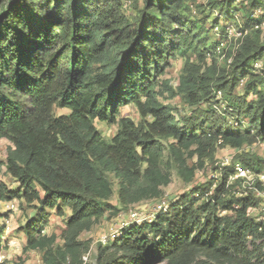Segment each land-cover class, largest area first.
Here are the masks:
<instances>
[{
    "label": "trees",
    "instance_id": "1",
    "mask_svg": "<svg viewBox=\"0 0 264 264\" xmlns=\"http://www.w3.org/2000/svg\"><path fill=\"white\" fill-rule=\"evenodd\" d=\"M194 1L130 0L134 13L126 15L122 0H0V141L8 142L0 167L18 184L11 189L0 181V201L17 199L35 211L19 228L23 253L39 251L42 264H82L88 241L80 235L107 211L116 216L119 208L162 196L170 182L165 150L169 166L188 183L218 149L264 141V0H208L200 18L190 8ZM229 25L241 32L239 44L227 54L228 68L217 72L207 60L226 41ZM215 28L219 37L212 39ZM178 57L173 88L160 76ZM240 79L250 100L230 95ZM159 84L195 108L177 115L158 100ZM217 91L226 101L222 109L212 99ZM129 104L136 122L120 116ZM94 120L117 123L115 134L106 140ZM194 155L199 164L189 166ZM234 159L264 171L257 155ZM227 175L213 188L212 180L191 187L150 220L121 227L98 244L95 264H259L264 221L250 209L260 197L237 195L239 182L228 184ZM111 176L120 207L109 203ZM65 209L58 241L44 231L48 210L62 216ZM2 228L0 255L7 246Z\"/></svg>",
    "mask_w": 264,
    "mask_h": 264
},
{
    "label": "rangeland",
    "instance_id": "2",
    "mask_svg": "<svg viewBox=\"0 0 264 264\" xmlns=\"http://www.w3.org/2000/svg\"><path fill=\"white\" fill-rule=\"evenodd\" d=\"M123 1V12L126 15H130L134 13V9L132 7V3L130 0H122ZM241 0H235L236 3H238ZM208 0H195L192 5H190V8L192 10V13L194 16L200 18L205 12L209 11L208 8ZM202 10V12H200ZM213 14L217 15V20L219 22H222V14H220L218 11H212ZM241 12H237L235 14V20L238 22H241ZM261 15L260 10H255L252 13L253 17H259ZM210 16V15H209ZM212 16V15H211ZM261 23L260 27L264 31V14L260 16ZM209 22L206 23L207 26ZM213 31L218 32L219 30L212 29L211 30V38L216 39L219 36L215 34ZM229 38L226 39L223 43V51L217 52L214 54V57L209 56L207 60V64L213 63L216 67L217 72L221 71V69L225 68L227 69L229 64L227 63L226 59L227 54L231 53L234 48H236L239 44L238 41L234 40V33L235 31L231 28L228 30ZM222 47V45H221ZM181 65H182V59L180 57L176 58L172 61L171 65L165 69V72L163 75L160 76V81L165 80L168 82V84L175 88L178 85V77L181 72ZM261 66V63L258 62L255 64V67L259 69ZM231 77V76H228ZM164 86L162 84H159L157 87V90L159 91V94L157 95L158 100L161 101L164 104L171 105L175 108V111L177 115L181 114H187L189 115L191 108H195V106H190L186 104L182 98L179 95L176 96H170L169 91H165ZM224 94L220 91H217L213 94V100L216 102V106L220 107L221 109L226 107L224 100ZM230 95H246L245 94V79H240L238 83L234 86V88L231 90ZM228 96V94H226ZM247 100H250L253 98L252 93H248L246 95ZM201 106H204L202 104ZM67 113L66 109H55V114H64ZM120 116H126L133 119L135 122L138 121L139 115L136 110V107L132 104L125 105L120 109ZM227 118L230 121L234 122V119L231 116H227ZM94 125L96 126L97 130L101 133V135L106 139L109 140L116 132L117 130V123L108 125L105 122H100L98 120H94ZM8 145V142L6 140L0 141V161L4 160L5 154H6V146ZM241 152H248L253 155H257L261 159H264V141H256L252 145H247L241 148L239 151H235L234 149H231L229 147H223L217 150L214 156V162L211 164L208 160H203L200 164V167L195 170L194 176L192 180L188 183H185L182 178L177 174L176 168L173 166H169V162L167 159V151H164V155L162 158V166L165 168H169L170 171V182L162 188V196L156 199H145L140 202H137L135 204H131L127 209L125 208H119L118 214L116 216H112L107 211L102 218H100L88 231H84L80 235V239L88 241V246L86 252L83 253L81 257L82 264H95L96 262V253H97V246L99 243H102L99 239L103 235H108L110 237V240L113 239V234L117 233L116 231L122 227V223H128L130 222L128 213L129 209L132 211H135L137 213V217H139L141 220L146 219L149 217H152L156 212H158L157 205L159 203H170L172 201H176L184 192L188 191L191 187L195 185L202 184L208 180H210V173L212 172V168L216 166V164H220L221 161H223V158L225 156H235L238 153ZM187 164L190 165H197L199 164L198 158L196 155H194L191 158L187 159ZM0 181L7 184V186L11 189L18 188V184L8 175L5 173L4 166L0 167ZM111 181L113 184V195L111 196V199L109 200V203L112 205H116L120 207L117 203V179L111 176ZM233 182H229L231 184ZM215 184L213 183L211 188H213ZM234 191H236L237 195H245L250 189H247L241 185V183H237L234 185ZM253 193V192H252ZM254 194V193H253ZM255 195V194H254ZM263 195V192H262ZM258 196L260 197V203L264 202V196ZM257 196V195H256ZM11 202H14L15 207L13 209H8L9 204ZM259 207V206H258ZM257 207V208H258ZM261 209H254L251 212V215L254 217L262 216L264 217V214L260 211ZM49 213V223L45 227L46 233H55L58 237V241H60L59 237L61 232L63 231L65 225L64 220L65 217L69 214V210H64V215H58L55 213V211L48 210ZM35 216V211L32 208V206H28L24 203H20L19 200L14 199L12 201L8 202H1L0 201V227H3L1 230V237L2 241L1 244L4 243L7 245L5 249H2L1 251V259L8 260L9 264H42L41 259V253L39 251H30L23 253L22 252V245L24 243L25 236L24 234L19 230L20 226L25 225L29 218ZM264 221V219H262ZM8 226V229L6 228ZM115 235V234H114ZM256 244L259 246L262 258L259 262V264H264V238L258 239L256 241ZM162 264V263H157Z\"/></svg>",
    "mask_w": 264,
    "mask_h": 264
},
{
    "label": "built area",
    "instance_id": "3",
    "mask_svg": "<svg viewBox=\"0 0 264 264\" xmlns=\"http://www.w3.org/2000/svg\"><path fill=\"white\" fill-rule=\"evenodd\" d=\"M235 31L234 33V40L236 41V39L240 38L241 36V32L238 31L236 29V27L229 25L226 27V39L229 38V33L228 30L229 28H231ZM216 29V28H215ZM224 42V41H223ZM220 43L219 46L216 48L217 52H220L223 44L224 43ZM222 45V47H221ZM228 58L226 59L227 63L230 64L232 61V57L231 56H227ZM230 148V147H229ZM234 149L235 151H239V148H231ZM227 173V183L229 184V182H235L238 181L239 183H241V185L247 189H250L255 195L257 196H261L262 192L264 196V171H260V172H256L254 170H252L251 168H249L248 166H244L238 159H234L233 156H225L223 158V161H221L220 164H216L215 168H212V172L210 173V180L213 181L214 184L218 183L220 181V179L223 177V174ZM257 183L260 184V186H262V188H259L257 186ZM167 204L162 202L159 203L157 205L158 210L160 209H164L166 208ZM15 207L14 202H11L9 204L8 209H13ZM259 209H261L260 211L264 214V202L259 204ZM258 208H254V209H258ZM254 209H250V213L254 210ZM128 216L130 219L129 223H140L144 220H150L152 217L146 218V219H140L139 217H137V213L135 211L132 210H128ZM256 220H261L264 219V217L262 216H257L255 217ZM122 227L128 225V223H122ZM8 229V226L6 227ZM121 229V227H120ZM117 233H114L113 236H116L119 234V230L116 231ZM109 235V234H108ZM106 235H103L99 240L102 242V244L107 243L110 240V237ZM1 255H0V262H1Z\"/></svg>",
    "mask_w": 264,
    "mask_h": 264
}]
</instances>
